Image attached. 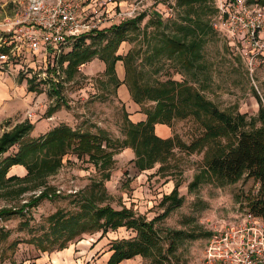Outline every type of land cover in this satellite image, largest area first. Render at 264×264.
<instances>
[{
    "label": "rangeland",
    "instance_id": "374dc122",
    "mask_svg": "<svg viewBox=\"0 0 264 264\" xmlns=\"http://www.w3.org/2000/svg\"><path fill=\"white\" fill-rule=\"evenodd\" d=\"M19 1V0H18ZM113 3V2H112ZM129 3V2H127ZM121 3V8L127 7ZM112 5H109V8ZM16 5L0 0V36L4 31L2 24L12 18L17 11ZM140 14L144 15L138 24V31L131 33L129 40L121 43L118 55L124 56L133 47L146 51L147 41L140 31L147 28L148 41L154 39L156 43L161 33H168L174 29L173 23L180 17L181 10L175 7L174 0H159L144 3ZM153 20V21H151ZM152 22V23H149ZM214 33L202 48V65L197 69L198 83H192L199 88L202 94L212 101L221 111L230 114L255 116L258 103L253 97V90L262 97L264 95V57H258L253 72H249L246 61L240 55L241 47L230 44L227 40L226 27L217 18V13L211 17ZM154 24L155 26H152ZM157 26V27H156ZM102 30V29H101ZM100 30V31H101ZM93 43V48H99L107 39L100 40L96 33L84 36ZM96 39H95V38ZM111 38V32L107 33ZM81 38V37H80ZM78 38V40L80 39ZM88 40V41H89ZM90 41L87 43L89 44ZM153 44V43H152ZM73 52L72 43L68 44L60 56L54 58L50 64L39 69H24L23 74L13 76L0 75L1 79L10 77L17 87L28 88L33 91V107L17 112L0 124V138L10 132L15 125L28 119L37 124V130L32 136H41L42 127L66 124L72 128H81L95 132V128L105 130L112 139H122L124 114L132 122H140L142 107H136L127 97V92L120 87L116 95L112 84L104 75L105 65L98 59L81 65L71 78L66 77L63 71L68 66L69 56ZM139 64V61H138ZM137 64L141 83L157 84L167 79L183 82L189 78L174 62L165 61L158 57L153 65L148 63ZM122 66L116 63L115 69L118 78L122 79ZM206 68V69H204ZM63 70V71H62ZM27 71V72H26ZM121 72V73H120ZM124 73V72H123ZM207 76L209 79L206 81ZM58 86L62 103L60 110L49 119L45 117L46 110L56 104L55 97L49 92ZM145 103L143 109L151 107ZM139 108V109H138ZM41 110L43 112H41ZM45 132V131H44ZM198 133L197 126L190 118L174 120L170 127L156 125L155 134L166 139L177 135L188 144ZM9 150L2 154L0 162L11 156ZM202 155L189 157L177 155L172 165L165 173H158V165L153 169L140 172L133 163L134 157L128 150H122L112 159L114 165L110 180L104 182V190L95 189L100 175L94 169L87 157H77L70 153L63 157L60 168L47 179V185L60 192L51 200H43L34 209H26L22 214H13L0 219V264H106L110 247L114 242L133 240L136 233L132 230L120 228L115 232H108L103 237L100 232L84 235L79 242L70 244L64 250H50L40 253L37 248L27 241L42 236L48 229L47 219L57 210L67 214L75 213L80 202L91 194H96L97 206L109 205L115 210L130 209L135 217L151 221L170 209L168 215L156 221L154 229L159 244L163 247L165 257L162 264H199L207 241V233L212 227L222 222H233L246 213L245 199L255 195L259 185L251 179L243 177L234 185L217 187L214 184L203 183L196 189L190 190L189 185L198 173V164ZM178 167V168H175ZM14 168V169H13ZM26 170L22 166L10 169L8 175L23 177ZM176 182H179L178 195L182 203L178 207L172 204H162V198L168 195ZM33 193L22 196L0 192V209H18L29 200ZM101 200V201H100ZM171 245L172 251H167ZM122 264H156L150 259L140 256ZM159 264V263H158Z\"/></svg>",
    "mask_w": 264,
    "mask_h": 264
},
{
    "label": "trees",
    "instance_id": "16d2710c",
    "mask_svg": "<svg viewBox=\"0 0 264 264\" xmlns=\"http://www.w3.org/2000/svg\"><path fill=\"white\" fill-rule=\"evenodd\" d=\"M129 1L111 0L109 5L114 9ZM174 1L175 7L181 10L178 16L180 18L173 23L174 29L161 33L156 43L153 38L148 41V34L150 37L154 36V32L148 33V26L140 31L147 41V50L144 52L133 45L126 55L117 54L120 44L129 40L131 33L139 32L138 24L144 18L143 14L118 26L94 32L97 38L100 37L98 41L107 39L99 48H93V40L84 36L72 43L73 52L69 56L68 66L62 70L67 79L81 65L94 58L98 59L105 65L104 75L112 84L114 93L118 95V89L123 86L130 101L136 107H142V111L138 108V112L143 116V121L134 123L124 114L122 139H112L105 130L99 128L92 132L66 124L52 126L49 130L45 126L46 130L41 136L33 137L34 122L26 119L15 125L0 138V157L9 150L13 153L0 162V192L17 197L26 193L33 195L18 209L1 208L0 219L22 214L26 209L36 208L41 201L51 200L59 195L60 192L47 185V179L60 168L63 157L68 154L88 158L100 175L95 189L101 191V188L105 189L104 182L110 180L114 165L112 158L120 151L128 150L134 157V166L140 172L158 165L157 174L174 168L172 162L177 155H202L198 164L199 171L189 185L191 191L203 183L224 187L236 184L243 177L251 179L259 185L258 191L245 199L246 213L235 220L252 215L264 222V95L260 97L253 90V97L259 106L255 116L230 114L219 110L207 99L201 92L204 88L193 86L192 83L199 81L197 69L204 67L203 45L214 33L211 17L217 13L219 20L216 0ZM261 3L264 4V0ZM109 32L112 34L111 38L106 37ZM129 41L132 43V40ZM158 57L176 63L189 78L183 82H175L169 78L153 85L141 83L137 72L138 61L139 64L144 62L153 65ZM118 62L123 67L122 79L118 78L115 69ZM208 79L207 76L206 81ZM28 91L32 92L33 89L30 87ZM60 94L58 86L50 90L49 96L55 97L56 104L46 110L47 119L60 110L59 103L64 102ZM145 103H151L152 106L143 109ZM188 118L194 121L198 130L188 144L177 135L162 139L155 134L156 125L170 127L174 120ZM18 165L26 170L25 176L8 175L10 169ZM179 186V182H176L173 190L163 196L161 203L178 207L182 203V198L178 195ZM96 203V194H91L80 202L75 213L67 214L57 210L47 219V231L27 243L34 245L40 253H46L50 250H64L70 244L79 242L84 235L100 232V237H103L108 232L125 228L135 232L136 238L114 242L106 264H120L137 256L150 259L151 263L162 264L160 259L165 255L158 242L154 224L166 217L170 209L147 222L135 217L130 209L115 210L109 205L99 207ZM211 234V231L208 232L207 238ZM172 248L169 245L167 251L171 252Z\"/></svg>",
    "mask_w": 264,
    "mask_h": 264
},
{
    "label": "built area",
    "instance_id": "2783aa9c",
    "mask_svg": "<svg viewBox=\"0 0 264 264\" xmlns=\"http://www.w3.org/2000/svg\"><path fill=\"white\" fill-rule=\"evenodd\" d=\"M18 8L2 24L0 70L13 76L39 69L61 55L81 36L118 26L140 15L144 3L130 0L124 9L109 8L110 0H5ZM228 42L253 72L264 57V4L261 0H216ZM121 8V7H120ZM27 72V71H26ZM199 264H264V222L245 215L212 227Z\"/></svg>",
    "mask_w": 264,
    "mask_h": 264
},
{
    "label": "crops",
    "instance_id": "0c3cea01",
    "mask_svg": "<svg viewBox=\"0 0 264 264\" xmlns=\"http://www.w3.org/2000/svg\"><path fill=\"white\" fill-rule=\"evenodd\" d=\"M119 68L121 69L122 73L121 72L120 73L123 76V67L119 66ZM5 74L6 76H9L4 71L0 70V75L3 76ZM6 76L5 78H2V79L0 77V124L4 120L13 116L17 112V110L23 111L25 109H29V111H31L30 109H35L36 107L40 108V106H38L37 103L33 107V103H32L33 94L32 93L27 92L23 87H17L14 81L10 77L6 78ZM123 89L127 92V90L124 87ZM127 97L129 98L128 94H127ZM41 112L43 111L41 110ZM140 121H143L142 115H141ZM37 126L38 125L35 124V129L33 130L32 133L36 132ZM41 130L44 132L46 130V127H42ZM128 261L130 260L123 261L120 264L124 262H128Z\"/></svg>",
    "mask_w": 264,
    "mask_h": 264
}]
</instances>
